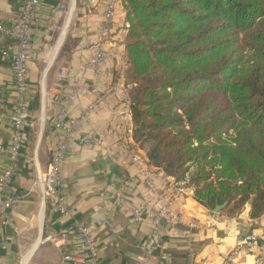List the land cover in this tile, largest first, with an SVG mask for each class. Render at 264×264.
<instances>
[{
	"label": "crops",
	"instance_id": "1",
	"mask_svg": "<svg viewBox=\"0 0 264 264\" xmlns=\"http://www.w3.org/2000/svg\"><path fill=\"white\" fill-rule=\"evenodd\" d=\"M24 1L0 0V25L13 26L21 15ZM89 1L40 0L36 8L30 29V41L36 57L26 63L27 99L30 117L34 121L25 128L13 181L3 194V200L17 197L18 201L4 211L9 221L4 216L0 217V264H75L65 261L64 256L82 257L85 254L80 249L75 229L78 223L85 224L91 232L101 264H133L146 255L150 264H187V229L184 226L162 223L155 235L151 220L144 218L139 223L133 220L131 211L144 207L153 198L144 183L145 177H152L153 182L160 185L155 168L147 163L134 165L111 137L106 138L102 145L78 142L82 137H95L113 123L111 110L106 107H97L91 114L84 115L94 96L112 82L116 65L113 58H107L99 65L100 74L92 69L83 70L84 64L96 54L98 26L103 22L105 12L104 5L99 3L88 7ZM100 1L105 4V0ZM58 7L66 8V15H61ZM125 34L121 23L115 19L108 27L104 49L124 51L122 40ZM14 49L13 40L0 39L2 147H8L13 129L9 103L14 98V86L8 57ZM60 71L66 73L61 82ZM79 76L85 79V87L76 91L75 81ZM45 90H58L60 101L46 104L41 97ZM36 94L38 109L32 113ZM71 94L75 98L68 105L66 99ZM63 107L66 108V119L75 121L68 156L61 169L66 179L62 196L65 203L74 209L71 216L55 214L46 207L41 189L35 185L36 179L47 170L62 140V132L55 126L54 118ZM7 166V156L0 154V175ZM116 190L123 195L122 204L115 201ZM192 194L193 190L175 205V210L185 219H196L197 226L192 231L196 264H254V250L238 251L231 262H226V258L241 245L245 236L261 233L264 213L256 220H250L249 213L242 217L244 211L233 219L218 213L215 215L216 225H212L210 219L215 213L196 202ZM50 235H67V245L59 248L45 242L44 239ZM162 256L168 261H162Z\"/></svg>",
	"mask_w": 264,
	"mask_h": 264
},
{
	"label": "trees",
	"instance_id": "2",
	"mask_svg": "<svg viewBox=\"0 0 264 264\" xmlns=\"http://www.w3.org/2000/svg\"><path fill=\"white\" fill-rule=\"evenodd\" d=\"M121 1L124 82L133 138L147 163L176 181L188 175L192 198L208 210L229 201L219 214L233 219L250 202L249 219H258L264 0Z\"/></svg>",
	"mask_w": 264,
	"mask_h": 264
},
{
	"label": "built area",
	"instance_id": "3",
	"mask_svg": "<svg viewBox=\"0 0 264 264\" xmlns=\"http://www.w3.org/2000/svg\"><path fill=\"white\" fill-rule=\"evenodd\" d=\"M39 1L25 0L17 22L11 27L0 25V39H11L15 43L14 52L9 57L6 52L2 53L11 61L14 86V98L9 103L13 129L9 135L8 147L0 146V154L7 156L8 159V166L0 175V217H6L7 221H9V218L4 211L6 208L13 207L18 199L17 197H11L3 200V194L9 190L13 181L14 170L20 159L25 128L32 124L30 106L27 99L28 80L26 63L36 57L30 41V29ZM98 3L105 7L104 20L98 26V47L95 56L84 64L83 70L88 71L92 69L100 74L99 65L107 58H113L116 61V65L112 82L103 91L94 96L91 103L87 105L84 115L91 114L97 107H106L111 110L113 123L95 137H82L78 139V142L83 145H102L106 138L111 137L120 144L121 151L129 157L134 165L142 166L144 163H147V160L133 138L134 125L129 100L131 86L126 85L124 82L125 70L127 68L126 54L125 51L115 52L104 49V46L107 44L108 27L115 19L121 23V27L126 32L125 10L121 0H105V4H102L100 0H90L88 7L96 6ZM57 10L61 15H66L67 13L64 7H58ZM124 41L125 37L122 40L123 45ZM65 76V71H60L59 81H63ZM75 86L76 91L85 87V79L81 76L77 77ZM41 97L46 104H55L60 101L61 94L58 90L54 92L45 90L41 94ZM74 98V94L68 95L66 99L67 104H72ZM54 122L55 126L62 132V140L57 145L47 170L39 179H36L35 185L37 188L40 187L42 201L46 207L55 214L71 216L74 213V209L65 203L62 196L66 179L62 175L61 169L68 156L71 136L75 129V121H68L66 119V108L63 107L56 114ZM112 161H115V159H112ZM155 171L160 177V185L155 184L152 177H145L144 183L152 192L153 198L147 201L144 207L135 208L131 211L133 220L137 223L141 222L144 218L151 220L155 235L158 234L162 223L184 226L187 229L185 234L187 264H196V255L192 245V231L196 229V219L194 217L185 219L182 214L175 210V205L192 193L193 189L188 187L190 178L187 175L183 180L176 181L162 170L155 168ZM114 197L117 204L123 203L124 198L119 190L114 192ZM215 215L217 214H214L210 219L212 225H216ZM104 223H107V221ZM75 229L80 240V249L85 254L82 257L66 255L64 256V260L75 264H101L98 250L94 245L88 227L85 224L78 223L75 225ZM44 241L54 247L61 248L67 245L68 237L67 235H50ZM244 249L256 252L254 264H264V229L259 235L250 234L245 236L241 245L228 254L226 262H231L236 253ZM161 260L165 262L168 261V258L162 256ZM133 264H150V258L147 255L143 256L136 259Z\"/></svg>",
	"mask_w": 264,
	"mask_h": 264
},
{
	"label": "water",
	"instance_id": "4",
	"mask_svg": "<svg viewBox=\"0 0 264 264\" xmlns=\"http://www.w3.org/2000/svg\"><path fill=\"white\" fill-rule=\"evenodd\" d=\"M74 16H75V13H74ZM228 203H229V201H225L223 204L215 206L214 209L211 211L215 214H218L228 205ZM249 210H250V202L247 203L246 208H245L244 212L242 213V217H247ZM236 225H237V223H236ZM244 228L246 229L247 227H244Z\"/></svg>",
	"mask_w": 264,
	"mask_h": 264
},
{
	"label": "bare ground",
	"instance_id": "5",
	"mask_svg": "<svg viewBox=\"0 0 264 264\" xmlns=\"http://www.w3.org/2000/svg\"><path fill=\"white\" fill-rule=\"evenodd\" d=\"M47 66V65H46ZM43 83V82H42ZM33 252V251H32ZM29 255V254H28ZM28 257V256H27ZM27 262V261H26Z\"/></svg>",
	"mask_w": 264,
	"mask_h": 264
}]
</instances>
